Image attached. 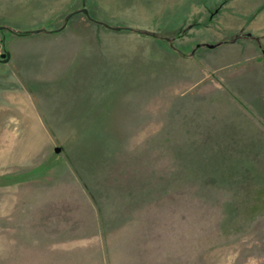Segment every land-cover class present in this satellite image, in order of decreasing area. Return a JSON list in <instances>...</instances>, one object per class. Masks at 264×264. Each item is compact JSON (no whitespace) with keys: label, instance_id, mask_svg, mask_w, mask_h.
<instances>
[{"label":"rangeland","instance_id":"obj_1","mask_svg":"<svg viewBox=\"0 0 264 264\" xmlns=\"http://www.w3.org/2000/svg\"><path fill=\"white\" fill-rule=\"evenodd\" d=\"M62 25L0 42V264H264V106L108 28L189 51L264 35V0H0Z\"/></svg>","mask_w":264,"mask_h":264},{"label":"crops","instance_id":"obj_2","mask_svg":"<svg viewBox=\"0 0 264 264\" xmlns=\"http://www.w3.org/2000/svg\"><path fill=\"white\" fill-rule=\"evenodd\" d=\"M20 8H17V11L22 12H16V18H21L24 12L25 15L33 13V8L31 9V7L22 6ZM255 31L258 33L259 27ZM257 33L252 34L241 30L235 35L248 34L250 36L239 37L235 41H231L235 36L233 35L214 44H198L200 45L199 48H196L197 45L192 46L189 51H182L175 44L174 46L180 52L192 53V57L180 56L188 59L191 58L199 64V67L206 74L203 81L214 79L220 82L226 90H231L241 100V105L253 107L254 109L251 111L255 115V120H253L260 124L261 122L257 117V113L260 111L256 107L264 106V35ZM169 49L171 50V48ZM174 53L177 52L174 51ZM237 98L234 99L237 100ZM261 121L263 120L261 119Z\"/></svg>","mask_w":264,"mask_h":264},{"label":"trees","instance_id":"obj_3","mask_svg":"<svg viewBox=\"0 0 264 264\" xmlns=\"http://www.w3.org/2000/svg\"><path fill=\"white\" fill-rule=\"evenodd\" d=\"M66 21V18H65ZM65 25H62L60 28L56 29V30H48L46 28H39V29H30V30H21V31H13L11 29L5 28V27H0V32H2L3 36H4V43L6 38H8L10 35H13L15 37H19V38H23V37H28L31 35H35V34H45V35H53L56 34L58 32H60ZM110 29L116 30V31H131V32H135L138 34H142L144 36H148L157 40H161L166 42L167 46L169 48H171V50L177 52L179 55L183 56V57H192V53H183L180 52L176 49V47L174 46L173 43V38H170L168 35L165 34H152L149 32H141V31H134L132 29L129 28H122V27H118V28H112V27H108ZM250 35L248 34H238L235 35L231 41H235L236 39H238L239 37H249ZM200 45H197L196 48H199ZM263 52V51H262Z\"/></svg>","mask_w":264,"mask_h":264},{"label":"water","instance_id":"obj_4","mask_svg":"<svg viewBox=\"0 0 264 264\" xmlns=\"http://www.w3.org/2000/svg\"><path fill=\"white\" fill-rule=\"evenodd\" d=\"M0 58L3 60L4 63H7L9 61V59H10L9 52L5 51L3 54L0 55ZM59 151H60V148H55L54 149L55 153H58Z\"/></svg>","mask_w":264,"mask_h":264},{"label":"flooded vegetation","instance_id":"obj_5","mask_svg":"<svg viewBox=\"0 0 264 264\" xmlns=\"http://www.w3.org/2000/svg\"><path fill=\"white\" fill-rule=\"evenodd\" d=\"M0 42H1V44H4V36H3V34L0 32ZM1 55V54H0ZM1 59V58H0Z\"/></svg>","mask_w":264,"mask_h":264}]
</instances>
